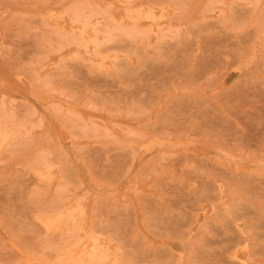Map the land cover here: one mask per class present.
<instances>
[{"label":"rangeland","instance_id":"obj_1","mask_svg":"<svg viewBox=\"0 0 264 264\" xmlns=\"http://www.w3.org/2000/svg\"><path fill=\"white\" fill-rule=\"evenodd\" d=\"M92 261L264 264V0H0V264Z\"/></svg>","mask_w":264,"mask_h":264},{"label":"bare ground","instance_id":"obj_2","mask_svg":"<svg viewBox=\"0 0 264 264\" xmlns=\"http://www.w3.org/2000/svg\"><path fill=\"white\" fill-rule=\"evenodd\" d=\"M134 11H135V10H134ZM137 14H138V13H137ZM141 14H142V13H141ZM149 14H150V13H149ZM135 15H136V14H135ZM151 16H152V15H151ZM261 16H262V15H261ZM140 17H141V16H140ZM142 34H143V33H142ZM94 37H95V36H94ZM85 41H86V40H85ZM146 46H147V45H146ZM152 46H153V45H152ZM150 48H152V47H150ZM88 118H89V117H88ZM19 134H20V133H19ZM2 137H3V136H2ZM42 163H43V162H42ZM46 171H47V170H46ZM41 178H42V177H41ZM43 178H44V177H43ZM48 179H49V178H48ZM48 179H47V180H48ZM55 180H56V179H55ZM43 181H46V180L44 179ZM46 183H47V181H46ZM55 183H57V180H56ZM49 185H50V184H49ZM56 185H58V184H56ZM56 187H57V186H56ZM56 187H55V188H56ZM52 190H53V189H52ZM35 192H36V191H35ZM51 202H52V201H51ZM55 212H56V211H55ZM71 213H73V212H71ZM55 214H56V213H55ZM51 219H53V218H51ZM55 219H56V218H55ZM56 220H57V219H56ZM57 221H58V220H57ZM43 222H44V221H43ZM74 222H75V221H74ZM53 223L55 224V222H53V221L50 220V219H46V220H45V224H46L47 226H50V225L52 226ZM58 223H59V222H58ZM56 226H58L57 223H56ZM54 227H55V226H54ZM63 227H64V226H63ZM52 228H53V226H52ZM50 229H51V228H50ZM75 231H76V230H75ZM72 232H73V230H72ZM91 232H92V231H91ZM74 234L77 235L76 232H75ZM74 234H73V235H74ZM91 235H92V234H91ZM72 237H73V236H72ZM3 239H4V238H3ZM75 239H76V238H75ZM75 239H74V240H75ZM91 240H92V239H91ZM94 241H95V240H93V242H94ZM3 242H4V241H3ZM67 245H68V244H67ZM67 245H66V246H67ZM12 247H13V246H12ZM92 248H93V247H92ZM11 250H12V249H11ZM16 250H17V249H16ZM64 251H65V250H64ZM93 251H94V250H93ZM67 253H68V252H67ZM79 253H80V252H79ZM107 253H108V252H107ZM27 255H28V254H27ZM60 255H61V254H60ZM65 255H66V254H65ZM82 255H83V254H82ZM93 255H94V253H93ZM22 256H23V255H22ZM76 256H77V255H76ZM76 256H75V257H76ZM24 257H25V256H24ZM27 257H28V256H27ZM28 258H29V257H28ZM30 258H31V257H30ZM30 258H29V259H30ZM34 258H35V257H34ZM94 258H95V256H94ZM97 258H98V257H97ZM23 259H24V258L22 257V261H23ZM68 259H69V258H68ZM24 260H26V258H25ZM36 260H38V259H36ZM27 261H29V260H26L25 263H26ZM32 261H33V259H32ZM89 261H90V260H89ZM57 262H58V261H57ZM90 262H91V261H90ZM93 262H94V261H92V264H93ZM25 263L23 262V264H25ZM34 263H35V262H34ZM83 263H85V262H83ZM87 263H88V262H87ZM87 263H85V264H87ZM94 263H95V262H94ZM14 264H16V263H14ZM28 264H31V262H28ZM32 264H33V263H32ZM57 264H58V263H57ZM76 264H77V263H76ZM88 264H89V263H88ZM105 264H106V263H105Z\"/></svg>","mask_w":264,"mask_h":264}]
</instances>
